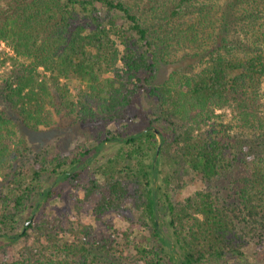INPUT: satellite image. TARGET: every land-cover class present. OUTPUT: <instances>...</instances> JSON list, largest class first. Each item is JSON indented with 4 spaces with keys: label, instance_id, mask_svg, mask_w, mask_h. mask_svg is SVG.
<instances>
[{
    "label": "trees",
    "instance_id": "trees-1",
    "mask_svg": "<svg viewBox=\"0 0 264 264\" xmlns=\"http://www.w3.org/2000/svg\"><path fill=\"white\" fill-rule=\"evenodd\" d=\"M128 1L9 0L0 6V54H6L3 44L14 53L12 71L0 75V171L8 170L0 181V238L9 242L0 264H232L245 257L251 237L264 235V0H150L145 21ZM171 49L204 66L189 74L175 70L156 85ZM39 67L51 73L52 86L36 78ZM61 78L78 82L77 103ZM141 89L159 99L161 125L152 120L146 132L108 136L130 149L97 170L102 180L82 185L107 231L98 234L81 219L65 225L59 217H40L35 207L29 223L10 232L44 173L73 186L82 180L76 171L82 156L39 152L22 129L50 125L54 111L65 120L78 109L85 123L125 119ZM226 107L233 118L210 124ZM151 127L162 143L146 164L136 152L157 143ZM20 159L27 162L14 167ZM189 173L203 187L173 200ZM51 195L50 188L38 192L36 205ZM160 206L178 256L158 227ZM134 211L136 220L129 218ZM136 228H152L157 242L149 234L135 240Z\"/></svg>",
    "mask_w": 264,
    "mask_h": 264
},
{
    "label": "rangeland",
    "instance_id": "rangeland-1",
    "mask_svg": "<svg viewBox=\"0 0 264 264\" xmlns=\"http://www.w3.org/2000/svg\"><path fill=\"white\" fill-rule=\"evenodd\" d=\"M8 1L9 0H0V6L3 7L7 5ZM128 2L132 4L133 8L143 21L147 20L151 14L149 10L150 0H129ZM110 14L113 13L110 12ZM118 18L121 23L126 22V19L122 16H119ZM153 22L154 24L157 23L155 21ZM156 34L157 37H159L160 33L156 32ZM160 36L162 37L161 34ZM2 48L5 49L6 54H0V75L6 76L13 69V62L10 57L14 53L7 44L3 45ZM183 54L184 51L171 49L165 55L166 61L161 60L160 70L155 78V81H153L154 84L158 85L164 82L175 70H180L183 74H189L192 70L199 71L204 66V63L200 62L197 58L193 60L188 57L181 58ZM5 58L7 60L4 63L3 59ZM36 78L40 81L46 80L49 83V86H52L54 83L51 80V73L43 67L38 68ZM60 83L62 86L69 88V92L71 94L70 99L77 103L79 100L76 89L78 82L75 80L61 78ZM149 89L150 87H148V90ZM158 100V98L150 95L146 89H141L135 102L129 108L128 116L125 119L115 118L105 120V118H101L93 123H85L84 121L86 119L81 117L78 113V109L71 115V117L66 118L65 120L61 119V114L54 111V115H56V117L53 118L50 125H43L35 132L29 130L25 131L22 129V135L25 137L26 141L33 147L35 146L34 148H37L39 152L43 149L51 155L67 153L71 156H82L81 158L84 159V162L76 169V171L81 172L80 176H82V180L79 181L80 183L77 182L73 186L68 183V181L61 178L58 174H54L50 171L44 173L41 176L40 182L36 184L37 188L27 202L25 210L17 217L18 224L16 229L9 231L13 233L20 232L22 227L29 223L31 218L30 215L34 211V208L37 207L36 212L40 215V217L41 215H45L48 218L59 217L63 219L65 225H67L68 222L81 219V221L85 223L92 224L98 234L106 232L107 230L105 225L101 221L95 220L92 212L94 199L85 200L82 185L87 184L88 180L91 178L102 180L101 175L97 173V170L101 166L106 165L110 160L119 156H124L125 152L130 149V147L124 144L121 140H107L106 138L108 136H118L119 133L126 136L132 133L146 132V127L152 120H155L154 124L161 125L162 121L159 120L160 109H158ZM53 106L57 108L64 107V105L59 106L57 103L53 104ZM67 109L68 108L65 110L68 111ZM62 112L65 113L64 110H62ZM215 113L219 115V117H214L212 123L210 124H213L216 127L221 123L227 124L229 120L233 118L232 107L217 109ZM204 127L205 126H203V130ZM151 129H153L156 134L157 143H145L142 153L136 152L139 157H142L141 159H143L146 164L150 163L153 160L154 155L158 154L162 143L159 130L153 127H151ZM156 130L158 132H156ZM28 160H30V158ZM22 161L27 162L25 159H20L19 163L14 162L13 166L17 167L19 164H22ZM167 170L168 169L165 171ZM6 171L8 170L4 169L0 171V181L4 177ZM182 176V183H185V186L182 188L179 187V189L173 194V200L180 202L184 201L189 196H194L196 190L200 189V187H203L204 185V183L199 178L195 177L196 175L193 173L183 174ZM219 185V189L223 190L222 182L219 183ZM48 188L52 191L51 197L48 199H40V203L36 205L39 198L37 193L46 191ZM161 207L162 206H160L156 213L158 227L163 232L164 236H166L168 242L171 243V246L168 247V249H170V253L174 256H178L175 244L173 245L174 237L172 229L169 225L168 216L165 209ZM129 216V218L132 217L134 220L138 218L135 211L130 213ZM105 218L106 220L112 218L117 226L120 224L125 225L124 222H126L119 216L114 215H107ZM146 232L147 233H144L139 228H136L132 233V237L135 240H141L142 237H144V234H149L150 239L156 243L157 239L153 235L152 228ZM257 237V234H255L253 239L251 237L249 242L246 244L244 258L230 259L229 262L232 264H264V235L261 237L262 239L260 241ZM23 243V241L16 243V248H20ZM8 245L9 242L7 238L1 237L0 253L4 247L6 249L8 247L9 249ZM166 264H175V262L171 261Z\"/></svg>",
    "mask_w": 264,
    "mask_h": 264
},
{
    "label": "water",
    "instance_id": "water-1",
    "mask_svg": "<svg viewBox=\"0 0 264 264\" xmlns=\"http://www.w3.org/2000/svg\"><path fill=\"white\" fill-rule=\"evenodd\" d=\"M156 132H158V131L156 130Z\"/></svg>",
    "mask_w": 264,
    "mask_h": 264
},
{
    "label": "built area",
    "instance_id": "built-area-1",
    "mask_svg": "<svg viewBox=\"0 0 264 264\" xmlns=\"http://www.w3.org/2000/svg\"><path fill=\"white\" fill-rule=\"evenodd\" d=\"M4 45V44H3Z\"/></svg>",
    "mask_w": 264,
    "mask_h": 264
}]
</instances>
